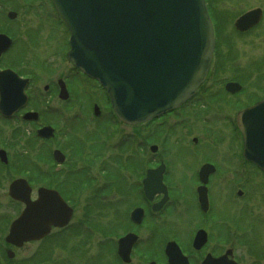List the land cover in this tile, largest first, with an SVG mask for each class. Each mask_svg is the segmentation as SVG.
Returning <instances> with one entry per match:
<instances>
[{"label": "rangeland", "instance_id": "rangeland-1", "mask_svg": "<svg viewBox=\"0 0 264 264\" xmlns=\"http://www.w3.org/2000/svg\"><path fill=\"white\" fill-rule=\"evenodd\" d=\"M18 1L19 14H25L26 20L50 27L37 30L32 51L26 56L42 60L47 67L44 83L51 84L54 78L61 77L69 97L59 100L54 88L49 94L52 112H57L54 122L58 134L52 140L37 139L33 125L0 122V149L7 155V162L0 163V264H122L115 256V246L131 227L128 213L141 203L134 186L141 182L144 169L159 161L166 166L163 180L171 198H187L169 208L170 215L165 213L157 218L147 214L141 226L134 228L142 240L148 239L133 253L132 264L155 259V249L175 236L189 252L192 229L198 226L209 228L212 243H218V235L224 232L234 234L232 238L239 235L231 242L235 255L244 264H264V176L235 154L237 144L230 122L235 98L247 104L254 101L256 94L261 95L249 84L257 80L264 68L258 64L264 60V0H205L213 16L221 15L217 49L226 52L222 55L225 62L222 64V58L215 60L202 86V97L209 98L211 107L202 108V102L196 99L175 115H161L144 126L118 121L98 82L70 65L65 56L68 33L50 0ZM254 8L262 11L257 27L244 35L235 33L231 26L238 14ZM224 40L226 44L221 45ZM239 75L245 77L246 90L223 99L217 90L228 78ZM93 105L100 110L98 118L92 112ZM194 138L196 144L192 142ZM102 143L103 153L95 157V150ZM151 144L158 147L155 156L148 149ZM55 148L62 149L67 156L62 166L52 159ZM212 160L221 171L207 183L213 202L205 222L191 203L194 188L200 184L197 168L201 162ZM18 177L30 183L32 199L37 187L58 190L72 208L73 217L65 227L52 229L44 239L16 247L6 244L4 237L9 223L22 209L20 203L8 196L9 183ZM125 188L130 192L123 198L120 191ZM238 189L242 191L240 197L236 196ZM223 217L230 220L231 230L222 225ZM7 250L13 251L11 258L6 256ZM203 252L193 254L194 262Z\"/></svg>", "mask_w": 264, "mask_h": 264}, {"label": "water", "instance_id": "water-1", "mask_svg": "<svg viewBox=\"0 0 264 264\" xmlns=\"http://www.w3.org/2000/svg\"><path fill=\"white\" fill-rule=\"evenodd\" d=\"M52 2L69 31L68 60L105 89L114 114L121 122L138 124L173 110L194 94L206 76L214 39L204 0ZM259 12L254 10L242 15L236 27L240 30L251 27L258 21ZM4 75L6 72L2 79ZM22 91L23 85L18 91L15 87L10 90L2 87L0 112L3 115H10L23 105ZM67 96L61 83L60 97ZM236 122L243 137L244 159L264 173V99L240 111ZM51 135L50 127L37 131V136L42 138ZM53 157L58 163L63 161L58 150L53 151ZM0 160L7 162L4 150H0ZM211 170L210 165L201 167L202 186ZM162 171V166L146 171L142 183L148 199L155 193H164L162 200L153 205L154 210L166 199ZM202 186L197 190L200 201L204 202L206 189ZM30 191L22 178L8 186L9 197L24 204L4 238L6 243L16 247L43 238L51 227H62L72 217V210L56 191L39 188L35 200L30 199ZM129 214L131 221L140 223L141 209L136 208ZM134 238L133 234H127L118 240L117 254L125 262ZM203 240L204 233H197L194 247L198 248ZM172 246L169 242L166 246L169 263L185 264L175 262L180 253ZM6 253L8 257L13 256L10 250Z\"/></svg>", "mask_w": 264, "mask_h": 264}, {"label": "flooded vegetation", "instance_id": "flooded-vegetation-1", "mask_svg": "<svg viewBox=\"0 0 264 264\" xmlns=\"http://www.w3.org/2000/svg\"><path fill=\"white\" fill-rule=\"evenodd\" d=\"M50 5H51V1H50ZM52 7V5H51ZM209 8V6H208ZM20 9V5H19V1L18 0H0V100H1V90L2 87H5L7 90H10L12 88H16V90L18 91V88L20 85H23V95L25 97L24 103L22 106L18 107L17 110L13 111L10 115H3L0 112V122L1 121H6V122H13L16 123L17 126L20 124H30L35 126V136H36V131L42 127H50L54 130L53 135L50 136V138L48 139H40L38 137H36L39 140L42 141H49L54 139L58 134V128H56L55 126V122H56V111L52 112V109L50 107V97L52 93V89H55V96L57 98H59V100L64 101V99L60 98V84L63 83L65 86V82L64 80H62L61 77H57L53 79V82L50 83H44V77L45 76V71H46V66L43 64V62H41L42 60H38L35 59L34 57L30 58L27 57L26 55L32 51L30 49H32V46H34V35L35 33H37V30H39V28H48L49 26L46 24L44 25L42 22L39 23V21H36L35 24L34 22L30 23L28 20H26L27 18L25 17V14L21 13L19 14V10ZM53 9V8H52ZM254 9H260V8H254ZM254 9H249V10H245L241 13L238 14L237 18L240 17L242 14L249 12L251 10ZM54 11V10H53ZM211 20H212V26H213V30H214V38H215V43H214V50H213V59L208 71V74L206 76L205 81L202 83V85L200 86V88L197 89V91L195 92V94L192 96V98H190L188 101H186L184 104H182V106L178 107L177 109L169 112V113H165L162 116L168 115V114H176L180 109L186 108L189 103L191 102H195L196 99H198L200 102H202V108H206V107H211V102L209 101V98H205L202 97L203 94V89L202 86L206 83V81L208 80V76L210 73V69L211 67H213V65H215V60H218V62L221 60L222 55H226V52H219L217 49V43H218V37H219V33L222 32L221 27L217 26L219 20L221 21V15L219 14L218 16H213L212 10H210V8L208 9ZM261 9H260V19L259 21L245 29V30H238L236 29L234 23H235V19L233 24H232V30L240 35H244L247 34L248 32L250 33V31L254 30V28L257 27L258 23L261 21L262 18V13H261ZM56 15V13H55ZM57 16V15H56ZM58 18V16H57ZM59 19V18H58ZM60 21V19H59ZM61 22V21H60ZM30 23V24H29ZM61 24L63 25L65 31L66 28L64 26V24L61 22ZM48 26V27H47ZM50 28V27H49ZM223 40V39H222ZM6 49L2 50V47L5 45ZM221 45H225L226 41H221L220 43ZM66 53V52H65ZM67 54V53H66ZM65 54V56H66ZM43 59V58H41ZM222 64L225 62V57L223 56L222 58ZM262 62V61H261ZM260 66L262 65L264 67V60L263 62L260 64L258 63ZM221 66V63H220ZM262 68V67H261ZM261 70V74L257 75V80L255 77V81L251 83V85L249 84V88H252L255 91H258L259 94L261 93V95H257L256 98H254L251 103H243L241 102V100L239 98H235L234 100L237 101L235 106L232 109L231 112H233L232 114L233 116V120H231L230 122L233 123V129L232 132L235 135V141L237 144V152H235V154H237V156H239L241 159L242 158V147H243V142H242V137L240 134V131L237 129V125H236V115L238 112H240L242 109L250 106V105H254L257 102H259L260 100H262L264 98V68L260 69ZM6 72V75L4 79L1 78V76L3 75V73ZM44 73V74H43ZM245 78V77H244ZM243 77L239 76H231V78L227 79L223 86L222 89L217 90L220 96L224 98H228V97H232L233 95H239V93H241V91L246 90V88H244V84H243ZM36 82H38L39 85L36 84ZM263 82V83H262ZM16 83V84H15ZM41 83V84H40ZM44 83V84H43ZM262 83V84H261ZM40 85H42V89H40ZM42 99V101H41ZM66 101V100H65ZM239 102V104H238ZM42 103L41 106H43L42 108L39 106ZM224 103V102H223ZM188 104V105H187ZM96 107V108H95ZM196 109V108H195ZM212 109V108H211ZM112 111V110H111ZM94 117L98 118L100 115V110L96 105H93V110H92ZM207 112V111H206ZM52 113H54V115L52 116ZM60 113V112H59ZM29 114H31V116H29ZM60 114H64V111H61ZM59 114V115H60ZM52 116V117H51ZM93 117V118H94ZM92 118V119H93ZM94 118V119H95ZM160 118V117H159ZM55 121V122H54ZM153 121V120H152ZM152 121H148V122H144L141 125L144 126L145 124H148ZM98 132V131H97ZM99 135V134H98ZM192 142L194 144L197 143V139H192ZM104 144L102 143V145L99 144V147L97 150H95V157L98 156L100 153H103L104 150ZM146 145V143H145ZM57 150H59L63 156V161L60 164H57L59 166H62L65 161H66V154L64 153V151L62 149L59 148H55ZM148 149L150 151V154L153 156L157 155V150L158 147L155 144H151L148 146ZM54 150V149H53ZM52 156V153H51ZM215 161V159H214ZM212 161H207V162H201L199 164V168H197V177L199 176V170L203 165H210V167H212L211 172L208 174V179H207V183L210 180L212 175L218 174L221 169L219 168L218 164L216 162ZM247 163V162H246ZM250 164V163H248ZM163 166V171L161 174V181L165 186V195H166V199L162 202V204L157 208V209H153V205L157 204L161 201V199L164 197V193H155L152 197V199H148L145 196V192L143 191V187H142V181L146 176V171L150 170V169H154L157 166ZM251 165V164H250ZM104 171V170H103ZM143 178L141 179V182H136L137 186V195L139 196L140 199V204L136 205L133 207V209L139 208L142 210V219L140 221V223H134L130 220V214L128 217V220L131 224L130 229L127 231V233L133 234L134 235V241L131 245L130 251H129V257H128V261L127 262H123L116 253V247H117V242H116V246H115V256L117 258L118 261H120L122 264H132V262L135 260L133 253L136 251L137 247L140 245V243L143 241H146L148 238H145L144 240H142V237L137 234V232H135L136 228H139V226H141V224L143 223V220L145 218V216H147V214L150 215V217H159L163 214H168L170 215L172 212H169L168 209L169 208H173L174 206H176V204H179L181 201L184 202L183 200H185L187 198V196H182V198H180V200H175L172 199L169 193V188L168 185L166 186L164 183V175L166 174V166L163 162L159 161L157 163L156 166L151 167V168H147L144 169L143 171ZM199 179V177H198ZM205 185V194L206 196L204 197V202H201L199 199V194H198V188L200 187V184L197 185L194 188V194L193 196V202L191 203V205H194V207H196L198 214L204 218L205 222L206 220L209 219V213L212 212V200H211V196H210V189L209 186ZM126 190L120 191V194L123 198L126 197V193L130 192V190H128V188H125ZM127 191V192H126ZM242 195V191L241 190H236V196L240 197ZM128 196V195H127ZM66 201V200H65ZM224 204H226L224 202ZM247 206L249 205V203L246 204ZM224 207V206H223ZM132 209V210H133ZM241 214V212H240ZM252 214V211H251ZM244 214L242 213V216ZM254 215V214H253ZM226 216V215H224ZM197 217V216H196ZM216 218L212 219L215 220ZM221 220V219H220ZM228 220L226 217H223L221 222L224 223L222 224L223 226H228V228L230 229V223H228ZM220 222V223H221ZM238 225V224H237ZM135 228V229H134ZM209 229V228H208ZM208 229L202 227V226H198L192 229L191 235H190V240H189V252L184 250L178 242V239L173 237L172 239H169L165 242H163L164 244H160L159 248L160 249H155V254H156V260L155 259H150L149 261L146 260L145 264H162V258L164 261V264H170L168 261V257L166 254V246L169 243H173L174 246H172V249L175 250V248L178 250V252L180 253V256H178L177 261H175L176 263H184L185 264H202L203 261L206 259V264H244L242 263L241 259L239 257H237L235 255V248H233V246L231 245V242L233 241L232 239L237 238V236L239 237V235H235V238H232V236L234 234H230L228 232H224L222 234L218 235V243L213 242L212 243V239H211V235L208 232ZM212 230V228H210V231ZM231 230V229H230ZM199 232H203L204 233V242L198 247H194L193 245V241L194 238L196 237L197 233ZM126 232L123 234H127ZM122 235V236H123ZM121 237V236H120ZM119 237V238H120ZM212 243V244H211ZM208 244H211L210 248L208 250H206ZM202 256H198L197 262H194V256L193 254H199V252L203 251ZM173 251V250H172ZM174 252V251H173ZM153 253V252H152ZM135 262V261H134Z\"/></svg>", "mask_w": 264, "mask_h": 264}]
</instances>
